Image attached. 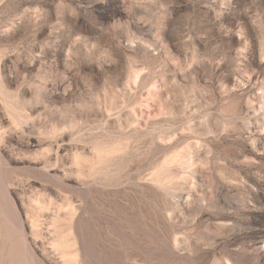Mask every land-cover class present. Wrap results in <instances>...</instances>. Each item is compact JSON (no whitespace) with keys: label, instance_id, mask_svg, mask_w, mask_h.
<instances>
[{"label":"rangeland","instance_id":"374dc122","mask_svg":"<svg viewBox=\"0 0 264 264\" xmlns=\"http://www.w3.org/2000/svg\"><path fill=\"white\" fill-rule=\"evenodd\" d=\"M0 264H264V0H0Z\"/></svg>","mask_w":264,"mask_h":264}]
</instances>
